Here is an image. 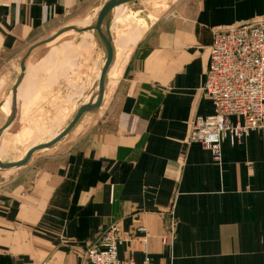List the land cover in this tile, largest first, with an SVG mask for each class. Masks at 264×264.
<instances>
[{
  "label": "crops",
  "instance_id": "crops-1",
  "mask_svg": "<svg viewBox=\"0 0 264 264\" xmlns=\"http://www.w3.org/2000/svg\"><path fill=\"white\" fill-rule=\"evenodd\" d=\"M169 2L121 15L122 32L128 20L146 28L116 30L97 111L26 165L0 169V264H90L85 252L114 223L122 261L264 264V135L226 141L220 165L188 142L191 122L214 114L202 91L214 31L264 19V0ZM106 3L0 0V129L28 50ZM52 64L46 45L31 52L16 111Z\"/></svg>",
  "mask_w": 264,
  "mask_h": 264
},
{
  "label": "rangeland",
  "instance_id": "rangeland-1",
  "mask_svg": "<svg viewBox=\"0 0 264 264\" xmlns=\"http://www.w3.org/2000/svg\"><path fill=\"white\" fill-rule=\"evenodd\" d=\"M106 1L108 3L111 0ZM169 1L139 0L124 4L109 14L104 24L106 33L109 32L112 42L119 46L117 38L116 40L112 38L116 30L126 38L129 37L126 29L138 27L135 20L123 21L122 32L120 30L122 14H149L152 8L160 6L167 8ZM99 12L100 9L89 11L68 22L60 30L71 26L79 29L92 28ZM138 28L145 29L146 25L139 23ZM46 49L49 50V56L52 57L54 64L41 83L39 81L37 85L32 83L27 91L21 94L15 121L0 138V160L3 162L20 161L33 147L52 141L68 127L80 107L96 101L99 78L106 60V51L97 32L71 30L46 44ZM77 62L80 66L84 65V77H79L80 69H73L77 67ZM112 70L113 68L110 73ZM77 71L80 72L77 74ZM12 96L13 92L9 94V98ZM4 107L10 119L15 112L14 97ZM41 153L43 152H36L33 157Z\"/></svg>",
  "mask_w": 264,
  "mask_h": 264
},
{
  "label": "built area",
  "instance_id": "built-area-1",
  "mask_svg": "<svg viewBox=\"0 0 264 264\" xmlns=\"http://www.w3.org/2000/svg\"><path fill=\"white\" fill-rule=\"evenodd\" d=\"M202 91L214 114L191 122L188 142L201 144L220 165L226 141L234 145L253 131L264 135V19L214 31ZM125 241L114 223L99 233L85 257L90 264H151L122 261L119 247Z\"/></svg>",
  "mask_w": 264,
  "mask_h": 264
},
{
  "label": "water",
  "instance_id": "water-1",
  "mask_svg": "<svg viewBox=\"0 0 264 264\" xmlns=\"http://www.w3.org/2000/svg\"><path fill=\"white\" fill-rule=\"evenodd\" d=\"M133 1H137V0H111L110 2L106 3L100 10L98 17H97V21L94 25V27L92 28H87V29H79L77 27H66L60 31H58L54 36L50 37L47 40H44L40 43H37L36 45H34L33 47H31L26 56L24 57V59L21 62V66H20V77L17 81L16 86L13 89V97H14V104H15V112L13 114V116L7 120V122L5 123V125L0 129V138L2 136V134L13 124V122L15 121V116H16V99H17V89L19 87V85L21 84L23 77H24V72H25V63L27 61V59L29 58V56L31 55V52L39 47V46H43L46 44L51 43L53 40H55L57 37H59L60 35H62L65 32L74 30L77 32H86V31H96L99 38L101 39V42L105 48L106 51V60L104 63V66L101 70V74H100V78H99V85H98V93H97V98L95 102H91L88 103L86 105H83L82 107L79 108V110L77 111L74 119L72 120V122L68 125V127L62 132L60 133L57 137H55L52 141L42 144V145H38L36 147H33L32 149H30L25 157L23 159H21L20 161H16V162H3L0 160V169H11V168H16V167H21L26 165L31 158L33 157V155L41 150H45L48 149L50 147H52L53 145L57 144L59 141H61L75 126L76 124L79 122V120L82 118V116L85 113L88 112H94L96 110H98L102 103H103V99H104V94H105V87H106V83H107V76L109 73V70L113 64L114 61V47H113V42L111 40L110 34L109 32L105 33L103 31L104 28V24L109 16V14L117 7L124 5L126 3L129 2H133ZM106 28H108L109 30V26H107Z\"/></svg>",
  "mask_w": 264,
  "mask_h": 264
},
{
  "label": "bare ground",
  "instance_id": "bare-ground-1",
  "mask_svg": "<svg viewBox=\"0 0 264 264\" xmlns=\"http://www.w3.org/2000/svg\"><path fill=\"white\" fill-rule=\"evenodd\" d=\"M137 1H139V0H137ZM121 6H123V5H121ZM116 9V8H115Z\"/></svg>",
  "mask_w": 264,
  "mask_h": 264
}]
</instances>
